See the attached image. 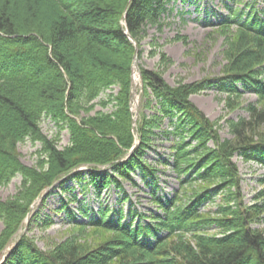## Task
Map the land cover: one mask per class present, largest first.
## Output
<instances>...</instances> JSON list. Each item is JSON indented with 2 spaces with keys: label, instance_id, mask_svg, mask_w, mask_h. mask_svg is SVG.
<instances>
[{
  "label": "trees",
  "instance_id": "16d2710c",
  "mask_svg": "<svg viewBox=\"0 0 264 264\" xmlns=\"http://www.w3.org/2000/svg\"><path fill=\"white\" fill-rule=\"evenodd\" d=\"M8 1L0 8V186L20 176L21 187L13 199L0 201V261L32 202L63 178L61 185L87 175L82 192L91 185L99 197L110 184L120 188L118 178L133 182L131 174L140 173L157 212L145 216L129 209L125 215L120 207L113 220L105 209L80 208V216L89 219L82 221L68 206L77 200L72 196L62 208L68 224L79 231L106 232L103 242L89 247L72 236L41 249L24 234L0 264H264V230L251 227L263 219L264 174L259 180L263 189L255 197L259 201L247 206L232 161L237 155L264 168V8L256 0L248 12L224 5L231 13L218 27L230 34L218 77L170 86L157 72L139 66V144L124 159L135 143L130 105L135 48L125 31L140 58L147 28L161 33L170 24L165 17L174 0H45L59 15L45 32L38 25L14 26L5 8ZM160 58L165 60L163 53ZM114 88L116 93H106ZM210 89L227 97V108L244 90L260 101V108H246L248 119L226 121L231 139H220L218 123L190 101ZM97 106L112 110L95 111ZM43 119L56 126L55 139L42 133ZM61 131L69 135L63 149L58 147ZM26 140L41 144L35 167L23 165L16 152ZM157 140L168 142L169 154H158L153 166L144 156L156 150ZM81 166L90 170L69 174ZM158 166L174 174L179 188L173 196L157 195ZM208 203L213 211H204ZM93 213L98 217L89 218ZM34 223L53 225L50 216L41 218L40 209L28 230ZM212 229L215 233H208Z\"/></svg>",
  "mask_w": 264,
  "mask_h": 264
},
{
  "label": "rangeland",
  "instance_id": "374dc122",
  "mask_svg": "<svg viewBox=\"0 0 264 264\" xmlns=\"http://www.w3.org/2000/svg\"><path fill=\"white\" fill-rule=\"evenodd\" d=\"M6 0H0V8L4 7ZM255 0H174L169 4L172 13L168 16L170 24L165 27L161 33L156 32L154 28H147V37L142 41V55L136 59V72L141 66L147 70L157 72L163 80L170 86L177 83L191 84L201 81L204 78H214L222 74L225 61V52H227V42L230 33L223 34L217 26L218 23L226 18L231 11L224 5L232 9L245 10L248 12L249 5ZM259 8H264V3L256 0ZM248 4V5H247ZM247 5V6H246ZM7 6V7H6ZM6 12L10 21L16 27L38 25L44 32L57 19L58 12L55 8L47 5L44 0H9L6 4ZM182 14V15H180ZM156 39V45L151 47L150 43ZM229 43V42H228ZM153 52V56L151 53ZM163 53L165 60H161ZM74 64V63H73ZM117 88L106 93H116ZM139 81L135 90V96L138 99ZM105 95H102L104 97ZM227 97L219 94L215 89L203 91L193 95L190 100L201 112L212 122L218 123L219 136L221 139H231L226 121H237L239 118L248 119L246 108L254 105L260 108V101L252 92L244 91L243 96L231 102L232 108L226 107ZM259 102V103H258ZM111 112V107L102 109L100 106L95 111ZM92 112V114L95 113ZM146 114H150L147 111ZM165 121L163 128H166ZM41 131L48 139H55L58 135L56 126L49 120L43 119L41 122ZM60 139L58 147L63 149L69 144V135L67 131L59 133ZM168 142L157 140L156 150L147 151L144 159L156 166L158 154L163 158L168 156ZM41 144L26 140L17 145L16 152L20 162L27 167H35L39 159V150ZM240 176L239 191L241 200L245 205H251L255 201L256 195L263 189L259 180L264 174V169L255 162H244L239 157H234ZM158 168H161L160 166ZM164 169V168H163ZM161 170V169H160ZM159 190L158 196H171L178 189V184L172 171L167 168L160 171L157 175ZM81 178V175L80 177ZM82 179V178H81ZM120 189L116 185H110L102 191L101 196L97 197V192L93 186H88L86 192H82V185L87 182L86 177L82 181L68 180L64 185L56 184L49 190L46 197H49L33 208V212L40 209L41 218L50 216L53 225L48 228L36 227L32 224L27 230L28 236L42 249H48L69 237L74 236L77 242L95 247L103 242L107 233L99 230L85 231L75 229L74 225L68 224L66 211L63 210L66 201L76 197L69 206L70 210L76 215L78 220L88 221L82 218L78 213L80 208H88L96 212L99 205L109 206L114 211V216L120 207L123 213L127 215L129 209L136 210L137 213L148 216L150 213L156 214L157 206L152 201L151 188L146 186L140 174H134V181L129 182L125 179H118ZM21 187V177L13 178L7 185L0 186V201L6 202L13 199ZM71 188V191H68ZM219 196L215 198V203H219ZM67 207V204H66ZM213 203L208 204L204 211H213ZM32 212V213H33ZM159 213V212H158ZM96 218V214H90L89 218ZM128 218V217H127ZM137 220L134 224H137ZM24 227L21 232H24ZM254 229L264 230V214L260 223L253 225ZM3 229V222L0 220V232ZM208 233L213 234L215 230Z\"/></svg>",
  "mask_w": 264,
  "mask_h": 264
}]
</instances>
